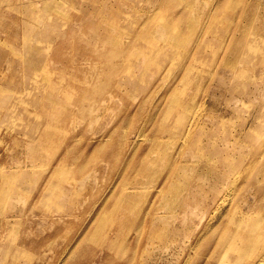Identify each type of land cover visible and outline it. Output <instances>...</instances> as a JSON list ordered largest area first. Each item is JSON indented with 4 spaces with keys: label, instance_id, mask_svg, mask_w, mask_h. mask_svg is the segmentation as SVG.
I'll list each match as a JSON object with an SVG mask.
<instances>
[{
    "label": "rangeland",
    "instance_id": "rangeland-1",
    "mask_svg": "<svg viewBox=\"0 0 264 264\" xmlns=\"http://www.w3.org/2000/svg\"><path fill=\"white\" fill-rule=\"evenodd\" d=\"M150 1L137 13L169 30L99 43L78 19L14 97L31 101L0 125V166L30 193L4 264H233L239 231L264 241V0Z\"/></svg>",
    "mask_w": 264,
    "mask_h": 264
},
{
    "label": "bare ground",
    "instance_id": "bare-ground-1",
    "mask_svg": "<svg viewBox=\"0 0 264 264\" xmlns=\"http://www.w3.org/2000/svg\"><path fill=\"white\" fill-rule=\"evenodd\" d=\"M100 1L0 0V125L5 121L6 113L13 116L14 110L18 112L20 107L30 103L31 99L17 102V98L14 97L25 88L29 89L31 87L38 89L40 87V78L44 73L45 61L49 53L51 51L53 52L56 45L61 41H64L65 44L68 42V39H73V36L69 32L73 29V24L76 20H84L85 23H81V29L92 33V35L89 34V37L99 43L110 42L114 33L121 35L143 34L145 36L151 35L155 31L158 34H162L167 29L169 30L168 26L163 31V25L165 23L162 20L166 18L161 19L162 15H159V13L157 16L154 15L155 17L149 18H143L139 15L136 7L138 5L137 0H107L104 7L100 5ZM155 1L151 0L147 2L148 4L146 6L150 7ZM190 1H192L191 5ZM194 1L186 0V3L191 10L196 11ZM220 3L217 6H223V12L226 14L229 9V2L222 0ZM150 18L158 22L154 24L155 27L153 29L149 28L150 31H147V26L145 25L146 21ZM140 24L145 28V32L138 31L137 27ZM169 33L173 34L168 31ZM239 55L245 58L249 54H247V49L244 48ZM181 92L187 98L190 97L184 89ZM179 104H182V101H178L177 105L179 106ZM44 106H47L46 110L52 108V105H49L50 108L48 107V103H44ZM19 119L21 118L17 117V120ZM191 126L192 124L189 125V127ZM31 127V125L28 126L29 129ZM189 127L187 128L185 123L179 129L166 130H168V134L174 132L176 135L179 134L186 138L188 136L186 131L188 130L190 132ZM1 132L2 134L6 133L5 131H0V134ZM158 133L162 134V129H159ZM245 133L246 131L239 132L241 136ZM1 146L2 143L0 141ZM38 147L41 149V146ZM195 163V161L192 162V164ZM199 164L200 162L194 166L198 167L200 166ZM175 166L178 167L179 162ZM4 172L5 170L0 166V264L6 262L20 225L22 212L17 215L14 212L19 210L22 201H24V197H29L28 193H30L13 189V187L20 188V181L22 180L20 176H23L24 172L19 171V173H16L18 176H16V180H13L15 181L14 185L11 184L13 181L5 184ZM167 178L171 179L172 176L168 175ZM47 187L55 188L56 184L53 181H49ZM51 190L50 188L46 191L44 189L45 192L43 195H45L39 201L40 203L47 202ZM193 195H191V199ZM127 198H130V196L128 195ZM127 198L124 202H122V199H119L117 205L120 206V211L125 203H128L129 200ZM172 206H174L173 203L167 207L172 208ZM54 208L51 209L53 210ZM50 214L47 212V215ZM176 217H178L176 213H167L163 216L162 228L166 229V233H172L174 228H176L174 223ZM256 228L257 226L254 225V228L248 229L247 232L239 231L240 237L236 234L234 235L233 240L235 243L233 244L236 245L237 255H234L236 259L232 256L233 264H264V241H258L260 236L254 239L251 238ZM143 233L147 236L153 234L149 229V225L146 229L143 228ZM230 234H232L230 236H233V233L230 232ZM108 236L110 235L105 233L104 239L107 240ZM225 236L227 237L228 235ZM225 246L227 248V245ZM229 253L232 255L231 249H229ZM22 261L23 258L18 255L10 258V264H21ZM220 261L224 264H229L228 261H231V259L225 253L220 257Z\"/></svg>",
    "mask_w": 264,
    "mask_h": 264
}]
</instances>
